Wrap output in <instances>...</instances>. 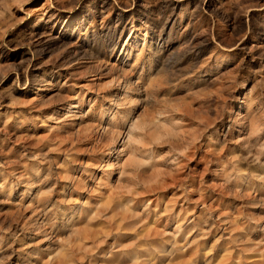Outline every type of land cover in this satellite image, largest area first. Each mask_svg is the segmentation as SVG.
Listing matches in <instances>:
<instances>
[{
  "label": "rangeland",
  "instance_id": "obj_1",
  "mask_svg": "<svg viewBox=\"0 0 264 264\" xmlns=\"http://www.w3.org/2000/svg\"><path fill=\"white\" fill-rule=\"evenodd\" d=\"M0 264H264V0H0Z\"/></svg>",
  "mask_w": 264,
  "mask_h": 264
},
{
  "label": "bare ground",
  "instance_id": "obj_2",
  "mask_svg": "<svg viewBox=\"0 0 264 264\" xmlns=\"http://www.w3.org/2000/svg\"><path fill=\"white\" fill-rule=\"evenodd\" d=\"M131 102V101H130ZM129 102V104H130ZM101 117V116H100ZM111 118L107 119V123L111 122L113 124L116 123V120H111ZM114 119V118H113ZM95 123V122H94ZM154 122H151L150 121H147L145 123H143L141 125V127H139L138 125H136L135 123H133V125L128 128L124 138H123V141H122V145H121V149L119 151V153H124L127 151V153H129L130 155H133L136 150H138L139 148V145L142 143L143 141V136L145 135L146 131L148 129H151V127H156L154 124ZM97 125V124H96ZM137 130V131H136ZM105 131V130H104ZM142 131V132H141ZM138 144V145H137ZM190 144V148L188 149V152L186 151V153H184L182 155V159L180 162H178V165L181 166L183 163H185V158H187L188 154H189V151L192 150V148L195 147V139H190L189 142L187 143V145ZM188 148V147H187ZM193 152V150H192ZM190 156V154H189ZM191 157V156H190ZM204 157V156H203ZM88 162V161H87ZM178 165H176V169L178 168ZM96 166V165H95ZM102 175L100 176V179L103 181L102 184H100V181L99 180V184L96 186V187H91L93 188L90 192V194L87 196L86 198V205H85V209L87 211V213H90L92 211V214H90V217L92 218H95L96 216H100V215H104L105 216V213L108 215V213H115V214H120V219H127V218H132V214H130L131 212H129V210H126L125 212L124 211H119L118 209L122 206H128L129 202H131L130 198L127 197V195L129 193H126V191H119V190H114V187L116 186H111L108 184V181H109V177H110V174L112 173L111 171L109 170H103L101 171ZM179 172V170H178ZM175 173V172H174ZM172 174V173H171ZM170 174V175H171ZM178 176V173H176L175 175H173L172 177V180L175 179L176 177ZM168 178V177H166ZM99 179V178H98ZM165 179V178H164ZM170 179V178H169ZM166 180V179H165ZM161 181H164V180H161ZM171 181V180H170ZM169 181V182H170ZM175 181V180H173ZM167 182V181H166ZM176 182V181H175ZM162 183V182H161ZM74 186L75 188H80L82 185V181L79 179L77 180V182L75 183L74 182ZM74 187H72L74 189ZM89 187V186H88ZM159 187V186H158ZM169 187V186H168ZM90 188V189H91ZM121 189V188H120ZM75 190V189H74ZM84 191V190H83ZM129 191V190H128ZM133 192V191H132ZM132 192H130L132 194ZM125 193L127 195H125ZM88 194V193H86ZM130 194V195H131ZM71 195V194H70ZM133 197V196H132ZM136 198V197H134ZM104 199V200H103ZM108 199V201H107ZM103 200V201H102ZM107 203L106 205H102V202ZM107 201V202H106ZM131 204V203H130ZM135 204V203H134ZM133 204V205H134ZM130 210H132V208H130V205L128 207ZM180 209H182L181 205H180ZM178 209V210H180ZM169 210V209H168ZM80 211V210H79ZM184 211V210H183ZM129 212V213H127ZM162 212V211H161ZM178 213V212H177ZM82 214H85V213H82ZM130 214V215H129ZM176 214V213H175ZM80 215V214H79ZM104 216H101V217H104ZM176 216H178V214H176ZM87 217V216H86ZM142 217L137 214L135 217L132 218V222H136L138 220H140ZM85 219V218H84ZM100 221V220H98ZM131 221V220H130ZM180 221V217H176L174 219V223H175V226L173 228V231H177L178 230V222ZM140 222V221H139ZM84 223V221H83ZM155 225V224H154ZM153 225V226H154ZM157 227V226H156ZM102 228V227H101ZM161 228V227H160ZM85 235L86 232H88L87 230L86 231H82ZM89 233V232H88ZM98 233V232H97ZM173 234V233H172ZM175 234V232H174ZM98 235V234H97Z\"/></svg>",
  "mask_w": 264,
  "mask_h": 264
}]
</instances>
